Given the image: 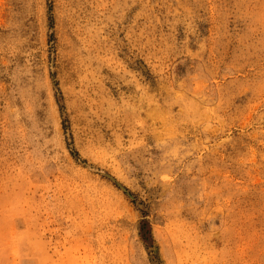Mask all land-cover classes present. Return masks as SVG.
<instances>
[{"label": "rangeland", "instance_id": "374dc122", "mask_svg": "<svg viewBox=\"0 0 264 264\" xmlns=\"http://www.w3.org/2000/svg\"><path fill=\"white\" fill-rule=\"evenodd\" d=\"M0 264H264V0H0Z\"/></svg>", "mask_w": 264, "mask_h": 264}]
</instances>
